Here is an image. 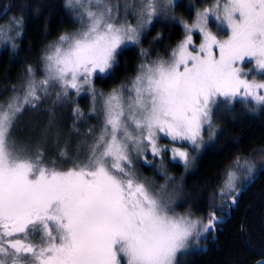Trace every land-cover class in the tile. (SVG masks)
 Listing matches in <instances>:
<instances>
[{
  "label": "snow or ice",
  "instance_id": "obj_1",
  "mask_svg": "<svg viewBox=\"0 0 264 264\" xmlns=\"http://www.w3.org/2000/svg\"><path fill=\"white\" fill-rule=\"evenodd\" d=\"M173 6V0H66L80 28L47 46L42 79L27 67L22 98L13 95L0 104V264H179L180 255L216 231L222 217L212 205L206 222L176 213L182 186L171 176L159 185L143 180L136 164L154 166L156 158L162 163L170 154L187 170L194 157L182 150L184 143L199 151L205 131L214 138L213 116L221 104L243 100L264 107V81L249 79L253 72L264 74V0H208L184 23L185 38L167 59L142 60L134 77L108 93L94 87L95 79L118 66V55L140 45L147 27ZM212 21L224 38L213 33ZM22 23L13 17L0 36ZM194 31L202 34L198 46ZM140 54L147 56L143 49ZM247 64L252 67L244 71ZM12 91L18 92L15 85ZM83 91L92 100L88 114L99 125L85 120L81 129L85 113L73 106L60 146V130L50 121L44 138L55 132L54 156L14 138L25 108H37L53 92L58 104ZM160 139L171 146L161 147ZM239 168L251 176L256 164L237 156L226 167L218 190L221 209L237 203Z\"/></svg>",
  "mask_w": 264,
  "mask_h": 264
},
{
  "label": "trees",
  "instance_id": "obj_2",
  "mask_svg": "<svg viewBox=\"0 0 264 264\" xmlns=\"http://www.w3.org/2000/svg\"><path fill=\"white\" fill-rule=\"evenodd\" d=\"M65 4L66 0H0V29L8 30L13 17L23 18L19 28L12 26L8 31V37L0 36V104L6 103L13 95L22 98L21 85L27 78V67L33 68L37 80L42 79L41 57L47 46L55 43L60 34L80 28L78 13ZM173 5L170 11L155 18L147 27L140 45H129L118 55V66L111 75L94 80L98 92L108 93L134 77L142 60L151 61L158 56L167 59L171 49L185 38L184 23L194 19L196 11L206 7L208 0H173ZM128 21L135 23L131 16ZM210 28L218 37H225L224 31L217 30L215 21ZM17 31L21 34L16 35ZM192 35L194 43L199 44L202 34L194 31ZM156 36L161 39L154 40ZM141 49L147 52V56H141ZM242 67L247 71L252 64ZM253 78L264 81V74L253 72L249 79ZM13 85L18 89L17 93L12 91ZM54 100L53 92L50 97L42 99L37 108H25L13 131L17 142L29 149L40 145L48 156H54L56 152L55 132L48 133L45 140L44 131L50 121L53 122L60 130L59 145L63 146V137L72 124L73 106L78 105L85 113V118L78 122L81 129L85 127V120L88 126L99 125V121L88 114L92 106L88 92L72 95L69 100L58 104H53ZM213 121L215 136L209 139L205 131L204 146L199 151L184 143L182 150H188L194 157L187 170L181 162L173 161L170 154H165L162 163L160 158L153 161L154 166L138 162L136 171L143 180L156 185L165 182L164 176H171L182 186L174 206L177 213H190L193 219L203 218L206 222L209 205H212L222 217L214 233L209 232L198 246L190 247L179 256V264H256L264 258V160L260 159L264 153L255 151L264 148V107L243 100L221 104L215 110ZM158 144L171 146L167 139H160ZM237 156H241L242 161L251 159L256 168L251 176L243 168L236 169L238 177L242 176L237 181V203L221 209L219 205L223 202L218 190L226 167ZM148 158L152 159L151 156ZM160 168L164 170L163 174L158 171Z\"/></svg>",
  "mask_w": 264,
  "mask_h": 264
},
{
  "label": "rangeland",
  "instance_id": "obj_3",
  "mask_svg": "<svg viewBox=\"0 0 264 264\" xmlns=\"http://www.w3.org/2000/svg\"><path fill=\"white\" fill-rule=\"evenodd\" d=\"M193 40H194V39H193ZM194 42H195V40L193 41V44H194V45H196V46L199 45V44H195ZM240 178H242V176H240ZM240 178H239V179H240ZM174 206H175V204L173 205V207H174ZM175 211H176V210H175ZM176 213H177V212H176ZM178 214H179V213H178ZM207 235H208V234H206L205 236L201 237V240H202L203 238H205Z\"/></svg>",
  "mask_w": 264,
  "mask_h": 264
},
{
  "label": "bare ground",
  "instance_id": "obj_4",
  "mask_svg": "<svg viewBox=\"0 0 264 264\" xmlns=\"http://www.w3.org/2000/svg\"><path fill=\"white\" fill-rule=\"evenodd\" d=\"M262 259H264V258H262ZM261 260V259H260Z\"/></svg>",
  "mask_w": 264,
  "mask_h": 264
},
{
  "label": "water",
  "instance_id": "obj_5",
  "mask_svg": "<svg viewBox=\"0 0 264 264\" xmlns=\"http://www.w3.org/2000/svg\"><path fill=\"white\" fill-rule=\"evenodd\" d=\"M262 260V259H261ZM257 264V263H256Z\"/></svg>",
  "mask_w": 264,
  "mask_h": 264
}]
</instances>
